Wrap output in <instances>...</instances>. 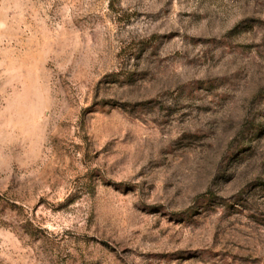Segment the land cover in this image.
I'll use <instances>...</instances> for the list:
<instances>
[{"label":"rangeland","instance_id":"1","mask_svg":"<svg viewBox=\"0 0 264 264\" xmlns=\"http://www.w3.org/2000/svg\"><path fill=\"white\" fill-rule=\"evenodd\" d=\"M0 264H264V0H0Z\"/></svg>","mask_w":264,"mask_h":264}]
</instances>
